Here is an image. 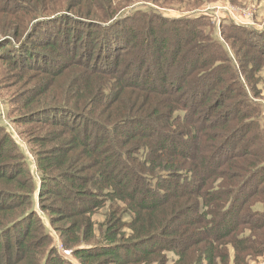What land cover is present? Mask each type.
Here are the masks:
<instances>
[{"label":"trees","instance_id":"1","mask_svg":"<svg viewBox=\"0 0 264 264\" xmlns=\"http://www.w3.org/2000/svg\"><path fill=\"white\" fill-rule=\"evenodd\" d=\"M159 1L0 0V53L18 79L27 70L42 76L9 100L37 182L0 124V264L39 254L38 232L42 242L51 238L34 192L80 264H165L164 251L175 254L172 264H228L220 255L229 239L264 251L263 239L228 230L255 203L264 226V198L251 200L264 193V144L259 154L256 139L241 143L257 122L238 88L254 74L198 29L208 25L202 18L172 17ZM168 1L196 9L217 0ZM234 30L225 37L253 51L244 50L245 61L260 71L264 27ZM71 70L80 75L73 83ZM99 210L97 229L91 217ZM41 264L71 263L51 247Z\"/></svg>","mask_w":264,"mask_h":264},{"label":"rangeland","instance_id":"2","mask_svg":"<svg viewBox=\"0 0 264 264\" xmlns=\"http://www.w3.org/2000/svg\"><path fill=\"white\" fill-rule=\"evenodd\" d=\"M172 2L168 1L166 4H163V0L159 1L160 6L164 7L162 8V11L167 13L168 15H171L172 17H180V16H192L193 18L199 17L202 18L208 25H204L200 28L201 31L206 33L210 37H215L223 46V49L227 52V55L230 58H234L237 60L239 64L240 61L243 62L246 65V71L249 74H254V76L250 79L249 84L247 85L246 82H244V85L238 88V90L241 89L242 92L245 93L246 96L240 97V103L241 99L247 103V105H250V102L253 103L256 107V111L252 114H250L249 118L253 119L255 118L256 125L254 128L249 130L248 134L246 135L245 139L241 141L247 140H255L257 143L253 147L254 150H256V153L262 154L263 144H264V56L262 58V69L260 71H253V66L250 64L247 65V62L245 61L246 57L244 58V50L249 53V55L253 52H249L246 49L245 45H242L241 42H237L233 44L231 41L233 40L231 37L227 38L225 37L227 34H236L235 27H244L247 31L255 30L260 27H264V0H217V1H211L206 2L196 9L193 8H170L167 7V5ZM175 2V1H173ZM161 9V7H159ZM187 9V10H185ZM197 10L194 13H191L193 11ZM180 13V14H178ZM3 14L0 12V25L3 24L6 20H4L2 17ZM191 22L187 23V25H190ZM29 25V24H28ZM136 22L134 23V27L138 26ZM233 26L234 28H232ZM28 27V26H27ZM27 27L23 28L25 31ZM23 30V33L25 32ZM82 28L79 29L81 31ZM256 31V30H255ZM225 33V35L222 34ZM78 33V32H77ZM43 32H40L36 35H38L37 38H34V41L42 40L43 39ZM230 35V34H229ZM5 35L0 34V42L3 41ZM240 40H242L241 35ZM22 38L21 36L17 38L19 40ZM205 44V43H203ZM29 48V44L27 46ZM78 47H80V43H78ZM0 124L5 128V130L11 135L13 141L21 147L23 152L26 156L27 166L29 169L30 175L33 177V180L37 182V174L35 172V162L33 158L30 156L29 151L27 150V145L25 144V139H23L21 136H19L18 131L22 129L24 126L15 124L11 121L12 115L16 113L13 109L14 104H11L9 100L15 101V97L17 93L26 91L27 88H30L35 81L38 78H42L41 74H39L38 77L36 76H29L30 71L27 70L26 72L22 73L21 79H18L17 76L19 74L12 70L7 63V56L4 53H0ZM252 61H257L253 60ZM236 62V63H237ZM240 66V65H239ZM145 68L148 69V64L145 65ZM250 69V70H248ZM154 69L152 67L149 69L148 72L152 74ZM71 74H68L66 78L70 79L71 82H75L77 79H79L80 75H78L77 70H71L69 71ZM147 72V70H146ZM68 72H66L67 74ZM246 73V72H245ZM239 76H242L243 74L238 72ZM64 77V76H63ZM240 79L242 77H239ZM243 79V78H242ZM158 81V80H156ZM61 81H59L60 84ZM67 81L62 83L64 85ZM72 82V83H73ZM149 82H151L149 80ZM152 83V82H151ZM242 83V82H241ZM25 96V95H24ZM234 98V97H233ZM229 102L227 103L226 108L229 106ZM241 105V104H240ZM244 105L246 109H248V106ZM90 133L93 131V127L89 128ZM242 145V144H241ZM226 152H223L222 155H226ZM264 185V179L257 182V187H260ZM13 189H15L13 187ZM16 192L21 191V189L14 190ZM258 198H264L263 194H256L251 198V200H255ZM34 199V207L37 211V214L39 215L42 225L45 227V229L49 232L50 240L48 242L43 241L40 232L37 233L38 236H36V241L39 242L40 245V252L39 254H36L32 259L28 260V256L25 258V264H31L33 259H35L34 262L37 264H41L42 259L46 257V255L50 252L51 247H55L57 255H59L61 258H63L66 262L71 264H80L79 261L71 255V250L68 247H65V245L62 243V238L58 232L51 224L49 223L47 215L43 210L38 208V197L37 193L34 192L33 194ZM42 201L44 203L48 204L51 201V198L43 197ZM59 203V202H58ZM256 205V203H255ZM254 205V206H255ZM252 204L248 206V209L243 208L241 213H239L240 217L239 219L237 217H234L230 221V225L228 230L230 231V234L238 235L240 237L246 236L250 243L252 239H256L260 241V239L264 240V226L261 227L260 222L256 221V219L253 216V213L251 212V208L254 207ZM105 210H99L96 212V214L91 217V220H96L95 228L99 229V224L104 221L105 218ZM68 221H61L59 222V225H68ZM236 222V223H235ZM257 223V224H256ZM103 229V226H101ZM82 229V227H81ZM256 235V237H255ZM252 239H251V238ZM227 240V238H225ZM229 243H225L224 247L221 249V258L225 257V261L228 262V264H264V251L262 253L257 254L256 250H242L241 248L246 245L244 243L243 245H240V247L235 246V244L232 242V239H229ZM253 242V241H252ZM255 247V246H254ZM262 251V248L260 249ZM203 252V251H202ZM201 252V253H202ZM162 253V252H161ZM172 252H163V258H166L165 264H172L173 259L176 257L174 256ZM125 261V258L122 256L120 257V263H123ZM23 263V264H24ZM140 264V263H139Z\"/></svg>","mask_w":264,"mask_h":264}]
</instances>
